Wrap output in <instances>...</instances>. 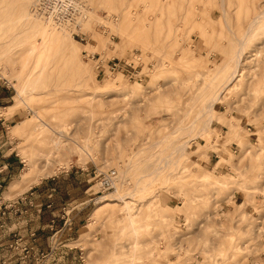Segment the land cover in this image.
I'll use <instances>...</instances> for the list:
<instances>
[{
    "label": "rangeland",
    "instance_id": "rangeland-1",
    "mask_svg": "<svg viewBox=\"0 0 264 264\" xmlns=\"http://www.w3.org/2000/svg\"><path fill=\"white\" fill-rule=\"evenodd\" d=\"M33 3L0 0V264H264V19L204 105L264 0H83L80 29Z\"/></svg>",
    "mask_w": 264,
    "mask_h": 264
},
{
    "label": "bare ground",
    "instance_id": "bare-ground-1",
    "mask_svg": "<svg viewBox=\"0 0 264 264\" xmlns=\"http://www.w3.org/2000/svg\"><path fill=\"white\" fill-rule=\"evenodd\" d=\"M31 13V12H30ZM26 15H28V14H26ZM26 15H25V18H27L26 17ZM39 17H43L44 19H46L48 22H51V23H53V24H55L57 27H69V25L68 24H62V23H57V22H55V21H53V20H51V19H49V18H47V17H44V16H39ZM24 18V17H23ZM24 18V19H25ZM264 19V9H262L261 11H259V12H257L256 14H254L253 16H252V19L249 21V23H248V25L246 26V28L243 30V32L241 33L242 35H237V36H239V37H237L238 38V47L237 48H235V51H234V54H233V59H234V64H233V66L231 67L230 66V68H228L229 70V72L227 73V75H225V76H223L224 78H223V80L221 79V83H223L222 85H221V88H223L222 90H219L218 89V91H217V93L214 95L213 94V96L210 98V99H208L207 100V102L206 103H204V105L207 107V109L209 108V111L211 112V109H212V107L214 106L213 104H214V102H216L219 98H220V96H222V93L224 92V90L225 89H228V86L231 84V83H233V81H235V78H236V76L237 75H239L240 74V64H241V62H242V58H243V56H244V49H245V46H246V40H247V38L251 35V32H252V30L255 28V26L258 24V22H260V21H262ZM25 21H26V19H25ZM27 23V22H26ZM28 24H30V23H28ZM27 24V25H28ZM29 26V25H28ZM72 29H74V28H72ZM75 29H79V28H75ZM226 65H227V63H226ZM226 65H222V66H219V68H218V73H220V74H222L221 72L223 71V68H224V66H226ZM225 69V68H224ZM227 71V70H226ZM226 74V73H225ZM223 75V74H222ZM203 109V108H202ZM201 109V110H202ZM200 113V112H199ZM201 114V113H200ZM211 115V114H210ZM208 117V116H207ZM206 117V120H205V122H204V125L202 126L203 127V129L206 131V129H208V126H209V121H211V118H210V116L207 118ZM194 122V121H193ZM193 122H192V124H191V126L193 125ZM70 124V125H69ZM211 124V123H210ZM41 125V124H40ZM69 126H71V122H68L67 123V125H66V127H69ZM193 127H194V125H193ZM37 128H39V126H37ZM40 129V128H39ZM51 129H53L52 127H51ZM18 130V129H17ZM16 130V131H17ZM63 130V129H62ZM203 130V132H205ZM56 131V133H57V135H60V136H67V134H65V132L67 133V130L65 131V132H63V131H57V130H55ZM200 132V131H199ZM202 132V131H201ZM69 133H70V131H69ZM55 134V133H54ZM168 134V133H167ZM52 135H53V133H52ZM166 136V135H165ZM164 135L162 136V138L163 137H165ZM167 137H168V135L166 136V138H163V139H167ZM51 139H52V137H51ZM65 139V138H64ZM163 139H159L157 142H155L156 143V145H158L159 143H163L162 142V140ZM67 140V139H66ZM161 141V142H160ZM164 141V140H163ZM52 142H53V147H52V153H60L61 152V150L62 149H64V148H66L65 147V145H64V148L62 147V145H61V143H62V140H61V138L58 136V137H54L53 138V140H52ZM66 142V141H65ZM87 142V141H86ZM188 140H185L184 141V143H181V144H179L177 147H176V151H178V150H181V151H184L185 150V148L187 147V144H188ZM77 143H78V145L80 144L78 141H77ZM86 145V144H85ZM88 145V144H87ZM161 145V144H160ZM67 146V145H66ZM81 146V145H80ZM83 147V146H82ZM71 148V147H70ZM65 150V149H64ZM40 152H41V150H40ZM40 154V153H39ZM42 154V153H41ZM45 154V153H44ZM47 155V154H46ZM39 156V155H38ZM48 156V155H47ZM40 157V156H39ZM49 157V156H48ZM164 158V157H163ZM47 159V158H46ZM168 159H170V154H168L167 156H165V160H168ZM164 160V159H163ZM26 161H29V160H26ZM50 161V160H49ZM169 161V160H168ZM167 161V162H168ZM38 162V161H37ZM49 163V162H48ZM27 164V167H26V169H24L23 170V172H22V177H21V179L20 180H18V181H16V182H14L13 184H12V189L13 190H15L16 188H19V186H21V183H22V181L24 182V181H27V179H29L30 178V176H31V174H32V171H33V164H30V162H28V163H26ZM46 168V167H45ZM159 168H160V166H159ZM157 169H158V167H157ZM44 169H42V171H43ZM159 171H160V169H158ZM47 172H49V169L48 170H44V172H39V175H35L34 177H31L30 178V180H38L39 178H41L40 176H41V174H44V173H47ZM124 172V171H123ZM123 172H122V174H123ZM124 175V174H123ZM118 177H119V174L117 173V175H116V177H115V182H114V184H113V187L112 188H114V186H115V183L117 182V180H118ZM122 178L124 177V176H121ZM120 177V178H121ZM32 182H30L29 184H31ZM122 186V184H120L119 186H117V188L115 189V191H113V192H110V194H107L106 196H105V198L106 199H109L107 202H106V204H108V203H110V202H112L113 200H115V198H121V199H124L125 197H121V196H124V194H122L121 196H116L115 195V193H120L119 192V187H121ZM29 187V186H28ZM27 187H25L24 188V190L26 189ZM11 190V189H10ZM8 194V193H7ZM9 194H10V192H9ZM8 194V195H9ZM106 199H104V201L106 200ZM113 203V202H112ZM130 217H132L131 216V214H130ZM135 221V220H134ZM133 222V221H132ZM131 264V263H130Z\"/></svg>",
    "mask_w": 264,
    "mask_h": 264
},
{
    "label": "built area",
    "instance_id": "built-area-1",
    "mask_svg": "<svg viewBox=\"0 0 264 264\" xmlns=\"http://www.w3.org/2000/svg\"><path fill=\"white\" fill-rule=\"evenodd\" d=\"M33 12L37 15L47 17L55 22L68 24L72 28H81L85 17V4L83 0H34ZM81 30L75 31L74 36L81 39L83 35ZM111 68L117 69V62H113ZM117 175L116 168L98 171L99 184L103 189L113 187L115 177ZM59 231V230H58Z\"/></svg>",
    "mask_w": 264,
    "mask_h": 264
},
{
    "label": "crops",
    "instance_id": "crops-1",
    "mask_svg": "<svg viewBox=\"0 0 264 264\" xmlns=\"http://www.w3.org/2000/svg\"><path fill=\"white\" fill-rule=\"evenodd\" d=\"M13 104H11L10 105V107L12 106ZM1 106V105H0ZM17 123H15V124H13L12 126H15ZM4 168H7V175H8V173H9V171H14V168H15V163L13 162V159L12 158H8V159H6V160H4ZM19 179H16V180H12L11 181V183H10V185H9V188L8 189H6L7 191H6V195H8L9 194V192H10V194H12V193H17V190H18V188H16L15 190H13L11 187H12V184L14 183V182H16V181H18ZM37 186V185H36ZM0 187H1V185H0ZM30 187H33V186H30ZM11 189V190H10ZM25 191V190H24ZM38 191H39V188L37 187L36 189H34V190H32L31 191V194H34V196H36L37 194H38ZM8 193V194H7ZM7 200H9V199H7ZM49 205H52L53 204V201L51 202V203H48ZM53 206V205H52ZM68 234H70V233H68ZM43 235V234H42ZM43 244V247L45 246L44 245V243H42ZM64 244H66V243H64ZM263 263H264V258H263ZM250 264H260V263H258L257 261H252V262H250Z\"/></svg>",
    "mask_w": 264,
    "mask_h": 264
}]
</instances>
